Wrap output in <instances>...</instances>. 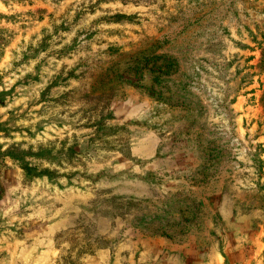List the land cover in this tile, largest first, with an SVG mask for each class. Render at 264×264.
I'll return each instance as SVG.
<instances>
[{"label": "rangeland", "instance_id": "rangeland-1", "mask_svg": "<svg viewBox=\"0 0 264 264\" xmlns=\"http://www.w3.org/2000/svg\"><path fill=\"white\" fill-rule=\"evenodd\" d=\"M263 92L264 0H0V264H264Z\"/></svg>", "mask_w": 264, "mask_h": 264}, {"label": "crops", "instance_id": "crops-1", "mask_svg": "<svg viewBox=\"0 0 264 264\" xmlns=\"http://www.w3.org/2000/svg\"><path fill=\"white\" fill-rule=\"evenodd\" d=\"M117 172H122V171H117ZM123 172H126V177H129V180L130 181H135V180H143L142 182H144L145 184H148L146 183L147 181L150 182L148 185L151 184L152 182V178H153V174L151 171H141V172H138L137 174H135L133 171L130 172L129 171H123ZM115 173L113 172L112 175H114ZM138 178V179H137ZM119 193V192H118ZM162 196V195H161ZM112 198H119L121 200H124L128 203H132V200L135 201V203H138V206L136 207H127L126 209H123L121 212L119 213H116L115 215H113L112 218H118V220H120V222H117L118 220L114 221L115 223V226L113 227H108V229L112 230V232H110V234H115L117 231L120 233L121 230H123L122 226L127 225L129 222V218H132V220H135V218L137 217V215H142L143 216V219H142V224H144V226L146 225V219L145 216L146 215H150L151 213L150 212H146V209L149 208L150 206L147 205V200H151L152 199V195H148V194H144V195H135L133 193H126L125 195L122 193L121 195H118V194H113L111 195ZM110 197V198H111ZM77 217L74 218L72 220V222L70 224H67L66 227L68 228H71V229H76L77 231H80L81 232V236H82V232H83V229L86 231V236L88 237V234H87V229H88V218H86V221L83 222L82 221V211L81 212H77ZM126 218H128L127 222H126ZM130 226H133V222L131 223ZM64 227V228H66ZM146 227H144L145 229ZM62 229V228H60ZM154 230L151 229L149 232L145 233L144 236L145 237H162L164 235L161 236V234H158L156 232H153ZM109 233V232H108ZM117 234V233H116ZM118 236H122V235H118ZM85 238V245L88 246V238ZM97 244H96V252H95V255L97 256V258L102 262V263H105V262H108L110 264H113L114 263V260H113V251L112 249H110V246H107L106 243L109 241V238L106 239V236H105V233L101 234L99 236V233H97ZM113 241L115 239V237L113 236ZM117 239V238H116ZM115 246V245H113ZM112 246V247H113ZM52 247V246H51ZM130 249H126V251H129ZM166 250H164L163 248H160V250H158V252H156L157 254L155 255V257H158L159 258H163V254H164V257H166ZM83 253H81V256H80V261L84 260L85 257L89 256V251L88 249H86V251H84V255H82ZM107 255V256H106ZM116 256V255H115ZM127 258L125 259L124 262H131L132 264H139V262L136 260V257L135 258H131L130 260L128 259V253H127ZM153 264V263H151Z\"/></svg>", "mask_w": 264, "mask_h": 264}, {"label": "trees", "instance_id": "trees-1", "mask_svg": "<svg viewBox=\"0 0 264 264\" xmlns=\"http://www.w3.org/2000/svg\"><path fill=\"white\" fill-rule=\"evenodd\" d=\"M261 103H262V106H263V108H264V92H263V94H262Z\"/></svg>", "mask_w": 264, "mask_h": 264}]
</instances>
